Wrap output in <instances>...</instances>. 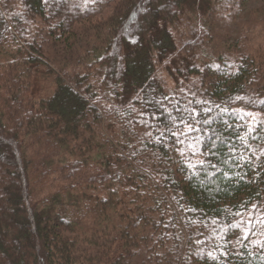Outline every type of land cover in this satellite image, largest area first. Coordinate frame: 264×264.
I'll return each instance as SVG.
<instances>
[{"label":"trees","instance_id":"1","mask_svg":"<svg viewBox=\"0 0 264 264\" xmlns=\"http://www.w3.org/2000/svg\"><path fill=\"white\" fill-rule=\"evenodd\" d=\"M255 1L0 0V264H264Z\"/></svg>","mask_w":264,"mask_h":264},{"label":"rangeland","instance_id":"2","mask_svg":"<svg viewBox=\"0 0 264 264\" xmlns=\"http://www.w3.org/2000/svg\"><path fill=\"white\" fill-rule=\"evenodd\" d=\"M263 3V0H258V1H255L253 4H252V6L251 7H259L261 4ZM166 75V78H167V80L170 82V83H172V81H171V79H170V76H167V74H165ZM43 82H41L40 83V87H41V84H42ZM40 87H37V88H40ZM224 133L225 134H228L231 138H233L234 139V141H235V144H234V148H224V153L225 154H230V153H232V154H234V153H238V154H243L245 151H243V152H240L239 150H236L235 148H237V147H241V149L243 150V145H242V137H243V135H244V130L241 128V127H238V128H232V127H225L224 128ZM245 159V158H244ZM11 206H14V205H12L11 204Z\"/></svg>","mask_w":264,"mask_h":264},{"label":"snow or ice","instance_id":"3","mask_svg":"<svg viewBox=\"0 0 264 264\" xmlns=\"http://www.w3.org/2000/svg\"><path fill=\"white\" fill-rule=\"evenodd\" d=\"M195 115H198V114H193V117H195ZM188 128H189V131H194L195 129L192 127V125L191 124H188V125H186ZM249 131H251V129H249ZM173 135H176V133H173ZM197 153H196V150H193V155L195 156ZM200 165L202 166L203 164H204V161L203 160H201L200 162ZM188 166L190 167V168H192L193 170H195L196 169V165L195 164H192L191 162H189V164H188ZM213 167H215V166H213Z\"/></svg>","mask_w":264,"mask_h":264}]
</instances>
